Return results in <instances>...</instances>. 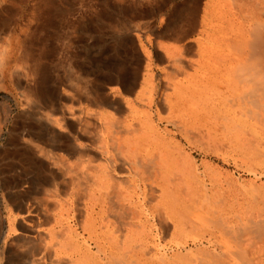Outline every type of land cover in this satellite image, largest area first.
<instances>
[{
	"label": "bare ground",
	"instance_id": "1",
	"mask_svg": "<svg viewBox=\"0 0 264 264\" xmlns=\"http://www.w3.org/2000/svg\"><path fill=\"white\" fill-rule=\"evenodd\" d=\"M196 10L187 39L161 21L133 22L115 44L86 48L84 67H103L95 78L64 62L67 73L49 80L20 37L0 50V87L7 76L26 101L12 132L35 121L20 138V207L4 239L25 247V264H242L218 257L235 256L245 236L264 239L263 184L245 195L257 210L231 216L239 189L210 161L264 165V0Z\"/></svg>",
	"mask_w": 264,
	"mask_h": 264
},
{
	"label": "rangeland",
	"instance_id": "2",
	"mask_svg": "<svg viewBox=\"0 0 264 264\" xmlns=\"http://www.w3.org/2000/svg\"><path fill=\"white\" fill-rule=\"evenodd\" d=\"M192 1L191 4V0H1L0 50L7 47L10 42L14 43L15 39L20 37L22 50L26 49L34 59L40 58L50 67L47 78L51 80L58 74L67 73V68L64 67L65 63L70 62L74 66L84 67L86 48L89 49L88 53H90L91 47V50L94 51V47L100 48L105 43L115 44L118 38V30L125 24L130 25L135 22L152 26L161 21L157 25L164 27V29L169 25L173 26L172 28L175 30L182 28L185 30L184 37H189L198 14L196 8L204 0ZM189 4L191 6L188 7ZM147 34L145 33V35ZM10 35L13 40L10 39ZM20 67L21 69H18ZM11 68H15V73L23 78L24 73L20 62L13 60ZM84 68L91 78H95V74L103 72V67L100 64ZM113 69L118 68L113 67ZM107 74L112 77L118 76L115 72H108ZM17 75H14L16 80H18ZM33 80L32 77L31 81ZM21 95V91L10 83L6 76L4 85L0 87V101L6 110V120L0 127V229L3 232V237L0 238V264H25L22 259L25 247L17 243L12 244V241L11 245H7L4 240L10 224L8 216L19 213L18 208L20 207V201L16 199V195L22 191V187L18 185L19 183L11 184L12 178L16 177L17 179L25 168L20 138L25 139L26 126L35 125L33 119H27L16 135L12 132L15 122H19L17 126L23 122L24 113L22 110L25 108L26 101ZM10 137L17 138L13 146L9 143L8 138ZM195 156L198 155L195 154ZM197 158L202 159L200 156ZM227 158L213 157L210 158V161H212L214 168L220 169L222 174L232 175L234 181L239 184L234 183L236 187L233 189H239L238 196L234 192L233 195L231 194L233 198L228 200L231 204L227 209L232 214L231 216L239 214L242 218H246L249 212H255L257 208L254 207L252 200L246 199L245 195L253 186L258 187L261 184L264 186V175L258 178L251 171L259 174L264 173V165L253 159L245 162L238 157H235L236 161L232 157ZM242 171L247 174H240ZM9 192H13L12 196L9 195ZM226 193L228 192L224 191V195H228ZM231 205L234 209L230 208ZM233 211L235 213H232ZM199 233L201 234V232ZM255 240L245 236L243 248L234 253L238 256L231 255L227 258L221 255L218 260L221 258V260H231L232 258L236 261L241 259L242 264H249V261L254 259L255 264H264V257L256 260L253 254L248 252Z\"/></svg>",
	"mask_w": 264,
	"mask_h": 264
},
{
	"label": "crops",
	"instance_id": "3",
	"mask_svg": "<svg viewBox=\"0 0 264 264\" xmlns=\"http://www.w3.org/2000/svg\"><path fill=\"white\" fill-rule=\"evenodd\" d=\"M233 171V169H231ZM240 174H247L245 172H240ZM247 178V176H246ZM252 247L248 249V252L253 254L256 260H259L264 257V240L257 239L252 243Z\"/></svg>",
	"mask_w": 264,
	"mask_h": 264
}]
</instances>
